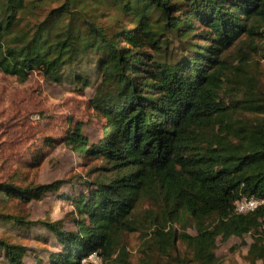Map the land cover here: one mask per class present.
Wrapping results in <instances>:
<instances>
[{"label": "trees", "instance_id": "16d2710c", "mask_svg": "<svg viewBox=\"0 0 264 264\" xmlns=\"http://www.w3.org/2000/svg\"><path fill=\"white\" fill-rule=\"evenodd\" d=\"M262 53L264 0H0V73L90 90L99 138L74 124L64 144L86 168L101 164L88 174L104 172L79 191L69 180L0 183V207L58 196L65 184L74 192L57 198L72 206L66 222L0 209V228H44L58 251L30 256L36 263L95 253L130 264L125 238L138 233L139 264H218L217 242L246 236L245 260L264 264V205L234 207L264 199ZM143 203L154 208L140 217ZM27 255L0 237V264Z\"/></svg>", "mask_w": 264, "mask_h": 264}, {"label": "rangeland", "instance_id": "374dc122", "mask_svg": "<svg viewBox=\"0 0 264 264\" xmlns=\"http://www.w3.org/2000/svg\"><path fill=\"white\" fill-rule=\"evenodd\" d=\"M254 59L258 63L264 85V59ZM90 94V90L81 94L67 85H50L35 73L24 81L0 73V183L34 187L69 180L79 191L80 184L93 182L103 174L100 171L88 174V168H99L101 164L92 161L86 168L79 162L80 155L64 144L65 135L74 124L81 125L84 134L91 141L99 138L101 121L88 105ZM71 188L68 184L63 185L58 196L61 192L73 195ZM58 196L48 193L29 204L9 201L0 209L6 214L20 213L30 222H66L73 209L69 202L57 199ZM151 208L154 207L149 203H143L139 216L142 217L144 211ZM176 228L179 233L178 226ZM4 231L7 232L0 228V237H7L28 249L26 264H45L34 262L30 256L44 258L47 250L58 251L52 243L51 235L44 228L24 230L15 236ZM186 231L194 234L189 228ZM148 235L151 238L152 232ZM125 243L129 263L139 264V234L127 235ZM250 244L248 236L245 237L244 244L238 238H231L225 243L218 241V264H248L245 255ZM177 245L178 252L183 255L184 248ZM179 259L181 257L166 264H177Z\"/></svg>", "mask_w": 264, "mask_h": 264}, {"label": "built area", "instance_id": "2783aa9c", "mask_svg": "<svg viewBox=\"0 0 264 264\" xmlns=\"http://www.w3.org/2000/svg\"><path fill=\"white\" fill-rule=\"evenodd\" d=\"M260 205H264V199L242 198L234 203L235 211L239 214L251 213ZM80 264H102V262L99 256L93 253L84 258Z\"/></svg>", "mask_w": 264, "mask_h": 264}]
</instances>
